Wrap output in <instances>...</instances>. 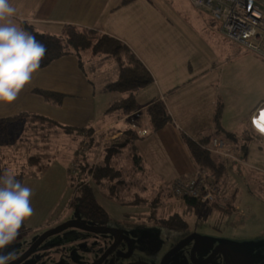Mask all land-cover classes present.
I'll use <instances>...</instances> for the list:
<instances>
[{"label":"crops","instance_id":"crops-1","mask_svg":"<svg viewBox=\"0 0 264 264\" xmlns=\"http://www.w3.org/2000/svg\"><path fill=\"white\" fill-rule=\"evenodd\" d=\"M24 1L12 0V5L18 11L14 19L20 26L21 23L27 22L36 30L37 22L35 21H40L46 27H54L56 25L51 23H57L61 26V30L64 24L94 29L126 44L143 63L153 78V84L135 94L139 110L132 120L133 124L121 114L117 116V122H128L129 127L137 128L140 136L135 143L137 153L145 168L149 169L151 175L158 178L162 184L166 185L175 178L190 176L194 173L196 165L184 143L183 135L195 142L213 135L214 112L216 106L220 104L222 106L221 128L225 132L235 134L236 138H226V140L223 135L216 137L226 142L233 156L228 161L230 174L226 171V177L232 193L231 204L239 208L234 200L239 173L245 172L243 164L246 161L253 162L254 165L250 169L256 172L255 176L264 177V149L260 147L251 149V145L264 146V137L257 134L250 126V117L257 109L264 107V94H257V96L249 94L244 95L246 97L244 98L242 95L225 96L221 92L222 80H220V74H217L218 68L226 66L227 62L233 58H239L241 52L238 50L236 53L232 52L231 45L238 46V44L225 37L224 39L219 29L218 33L220 32L222 36L219 35L226 40V43L219 40V44L224 48L219 52L214 49L211 55L210 50L207 49V42L212 44L215 41L212 25L215 22L209 15H207L210 28L208 35L197 33L194 36L183 32L170 22L163 13L153 7L150 0H130L126 4H123L122 0H33L37 8L31 11V16L30 14L26 16L19 10ZM59 4L65 6L67 12L62 13V20H53L52 14ZM45 33L51 34L49 31ZM201 38L205 40L204 43L200 42ZM228 54L229 56H226ZM241 56L249 57L255 62L254 67L257 68L253 75L255 80L262 84L261 73H264V63H262L264 61L258 56L257 58ZM253 56L256 55L253 54ZM104 84L106 82H102L96 90L94 83L92 85L78 68L75 57H62L34 73L31 81L13 102L0 103V114L5 113L12 103L14 105L19 103L20 107L25 109L21 112L42 113L33 108L35 100L30 95L32 96L31 90L34 88L51 89V91L65 94L66 97L89 101V98L94 100L96 94L104 93L100 91ZM156 99L164 103L171 121L152 133L150 122L145 115V108ZM91 113L92 110L88 109V106L67 107L63 116L59 114L53 117L58 121L63 117L66 125L71 127H86L84 126L86 123L94 120L93 116L89 118ZM44 115L47 116V114ZM226 115H233L228 124L224 120ZM7 117L0 119L2 123L0 130L5 127L3 119ZM105 125L104 128L94 132L100 133V147H104L105 141H110L109 144L126 141V136L123 134L125 128H120L111 121ZM74 196L72 195L71 200ZM69 207L70 205L67 208ZM235 215L234 220L237 219L238 223L234 227L240 223V214L236 212Z\"/></svg>","mask_w":264,"mask_h":264},{"label":"rangeland","instance_id":"rangeland-1","mask_svg":"<svg viewBox=\"0 0 264 264\" xmlns=\"http://www.w3.org/2000/svg\"><path fill=\"white\" fill-rule=\"evenodd\" d=\"M150 1L153 3L155 9L160 13H163L170 22L180 28L183 32L194 36H196L197 33L208 35L210 28L207 18L208 14L205 9L195 10L188 0ZM24 2H22V6L19 10L23 11L24 15L27 16L30 14L31 16L32 12L37 8V5H35L33 0H25ZM10 3H13L12 0H10ZM258 7L263 9L264 1H262ZM65 12H67L66 7L59 4L56 11L52 14V19L62 20V13ZM13 20L17 24L14 18ZM35 22H37L35 23L37 27L36 31L39 33L49 31L53 35H62L61 26L57 23H51L56 25L54 27H46L42 25L43 23L40 21ZM17 25H19V22ZM212 25L214 28L215 41L212 44L207 42V49L210 50L209 52L211 55L213 54L214 49L219 52L224 48L219 44V40L226 43V40H223L224 36H222L220 32L218 33L220 25L218 23H213ZM204 41L205 40L201 38L200 42L204 43ZM231 50L235 53L236 50H238L241 54H239V58H233L228 61L226 66H220V68H218L217 74H220V80H222L220 88L221 92L225 96L242 95L244 98H246L244 95L249 94L254 96H257V94L263 95L264 73H261L262 84L258 83L253 75L257 68L254 67L255 62L249 57L243 58L241 55L256 58L257 56H253L250 51L235 44L231 45ZM226 56H229V54ZM110 63L111 62L107 61L103 65V69L101 68L98 72L90 74V79L93 81L96 90H98L97 88L100 87L102 82H108L115 79L117 70L116 67ZM121 96L122 95L119 92L99 93L95 95L94 100L89 98V101L76 97H65L60 106H54L44 102L42 98L36 94H32V96L30 95V97L35 100L33 108L38 112H42H36L35 114H47V116H52L48 118L56 120L53 116L59 114L63 116L64 110L67 107L80 108L81 106H88V109L92 110L89 118L93 116L94 120L86 123L84 125L86 128H92L94 132H96L97 129L104 128V126H106L105 124L111 121L114 122L116 126L125 128V131L134 130L138 132L136 127H129V125H127L128 122L133 124L132 120L135 118L137 111L125 115L124 117L127 118L128 122L122 121L121 123L117 122V116L121 113L118 111L106 113V109L109 105ZM139 102L141 103L140 100ZM227 108H229V103H227ZM24 110L25 109L20 107L19 103L16 105L12 103L5 113L0 114V119L2 117L15 115ZM232 117L233 115L225 116L224 120L227 124L232 120ZM56 121L63 126H70L66 125L67 123H65L63 117L62 119H59V121L58 119ZM44 135H47V139L46 141H41L40 136ZM71 135L72 134L64 133L60 128L52 129L50 131L37 130L34 133L33 128L26 124L8 126L7 123L6 129L0 130V165L2 167V174L5 171H8L17 176L20 173L29 175L31 172H35V174H30L22 181V184L31 188L33 191L31 206L34 209V213L24 222L27 229L19 230V238L17 237V239L7 248V251H15V257L18 256L25 247L31 245L32 242L38 238L37 235L45 233L57 223H60L61 221L59 219H62L63 221L66 220L67 214L70 212V207H67L70 205V201H72V195L76 196L79 194L78 192L80 190L84 189L83 186L78 184L83 180L89 179L88 177H85L84 169L86 170L87 167L91 165L102 163L101 151L103 146L100 147V133H94L91 146L87 145V138H84L83 141H81L77 136ZM214 136L216 137L218 135ZM223 138L226 139V137ZM109 142L110 141H105L104 143L106 145L109 144ZM258 147L264 149V146L251 145V149H258ZM31 156L44 157L42 164L45 162V168L41 171L38 170V166L41 165V162L31 166L28 160ZM212 156L218 159L223 166L224 177L221 181L216 179L212 172H209L204 168L196 166V169L203 171L205 174H212L214 176L219 188L223 190V198L225 199L224 207L202 201V203L199 202L201 205L200 210L204 209V212H197V214L193 215L192 213H195L193 209H190L185 203H183L182 197H178L171 192L172 190L169 188L170 183L167 182L165 185L166 192L170 195L172 202L167 203L161 209H156L152 206H147L145 208L144 206L142 207V211L148 214L146 217L149 219L150 217L152 219L154 215L153 211L156 210V213L162 215L161 218L166 220L177 214L180 215L182 220L188 222L190 225L193 223H198L199 225L205 222L214 223L216 227L220 228L222 234H218L217 236L209 234L210 238L226 249L230 258L232 257L234 259L235 264H264V177L255 176L256 172L250 169L254 163L246 161L243 164L245 166V172L242 174L239 173V178L237 179L238 188L234 202L239 208L232 206L231 188L226 177V171L230 174L228 162L221 157ZM228 160L230 159L228 158ZM131 164V161H125L124 166L130 167ZM84 165L86 166L82 168ZM193 175L194 173L190 176L179 178L191 179L193 178ZM135 177L140 178L141 174L136 173ZM141 181L142 182L138 185V189L145 198L151 197L152 194L159 192L164 185L154 175H151L144 180L141 178ZM233 187H235L234 184ZM142 188H144V190ZM93 192L98 204H100L111 220H122L124 212L131 213L132 211H135L134 208H129L125 204L117 203L105 198L94 186ZM81 193H84V191ZM229 205L232 206V216L229 220H221V212L227 211L230 207ZM209 210L211 211V214L210 216H207L205 212ZM236 212L240 214V223L238 226L234 227V225L238 223L237 219L234 220ZM149 219H146V221L152 224L154 220L150 222ZM137 223L138 221L136 224ZM152 227L157 230L154 231L153 234H150L149 240H138L131 245L133 257L139 255V253L145 254V252L150 250H159L161 248L162 239L165 236L170 235V233H168L169 231L158 229L155 226ZM204 229H208V226H201L199 230ZM123 230L126 231L125 229ZM209 233H212L211 229ZM23 236L25 237L23 238ZM38 249L34 250L37 251ZM141 262H144V260L142 259Z\"/></svg>","mask_w":264,"mask_h":264},{"label":"trees","instance_id":"trees-1","mask_svg":"<svg viewBox=\"0 0 264 264\" xmlns=\"http://www.w3.org/2000/svg\"><path fill=\"white\" fill-rule=\"evenodd\" d=\"M129 1L130 0H122L123 4ZM21 27L34 35L38 41L46 46V53L40 62L39 69L46 68L52 62L62 57L73 56L77 60L80 71L93 85L90 74L101 69L107 61L111 62L116 67V77L114 80L106 82L100 91L104 93L119 92L122 96L109 105L106 113L118 111L125 116L139 110V104L135 94L152 85L153 78L143 63L126 44L97 30L72 24L62 25L61 36L49 33H38L35 27L27 22L21 23ZM31 91L33 94L42 98L44 102L54 106H60L66 97L65 94L40 88H34ZM221 112L222 106L218 104L213 117V135H223L227 139L236 138L235 134L225 132L221 128ZM145 114L150 122V132L152 133L160 130L171 121V116L164 103L157 99L152 101L145 108ZM3 122L5 123L3 130L6 129L7 123L8 126L26 124L33 128L34 133L37 130L50 131L60 128L66 134H75L79 136V138L81 137L80 139L82 141L84 138H87L88 146H91L93 142L92 135L94 130L92 128L63 126L53 119L35 113L20 112L3 119ZM123 134L126 136V141L104 145L101 151V164H94L87 167L86 170L84 169L85 177L89 179H86L88 181L83 180L78 184L83 186L84 189L80 190L78 192L79 194L74 196L72 201H70V208H76L81 204H85L90 211H95L97 214L105 216L106 213L100 204H98L95 195H93V186L96 187L98 192L105 198L125 205L145 206V208L147 206H152L156 209H161L167 203L172 202L170 195L166 192L165 185H163L159 192L152 194L151 197H143L141 191L138 189V185L142 182L141 178L144 180L151 176V171L145 168L141 157L137 153L135 143L140 139V136L138 132L134 130L124 131ZM213 135L203 137L197 142L183 135V140L194 164L197 167L212 172L216 179L221 181L224 177L222 164L206 149L202 148L208 145ZM40 138L41 141H46L47 135L40 136ZM28 160L31 166L41 162V165L38 166L39 171L45 168V162L42 164L44 157L31 156ZM125 161H131V166L125 167ZM85 166L86 165L82 166V168ZM1 168L0 165V174H2ZM136 173H140L141 177H135ZM30 174H35V172H31ZM29 175L20 173L15 177L22 183L23 179ZM142 189L144 190V188ZM83 191L84 193H81ZM183 203L190 209L201 206L198 201L191 199H183ZM229 206L227 211L221 212V220H229L232 216V206ZM153 213L152 220L156 223H166L165 225L169 226L185 223L180 215L177 214L166 220L162 219V215L157 214L156 210H154ZM25 229L27 228L24 223L20 230Z\"/></svg>","mask_w":264,"mask_h":264},{"label":"flooded vegetation","instance_id":"flooded-vegetation-1","mask_svg":"<svg viewBox=\"0 0 264 264\" xmlns=\"http://www.w3.org/2000/svg\"><path fill=\"white\" fill-rule=\"evenodd\" d=\"M127 207L135 211L124 212L123 219L116 221L107 214L102 216L90 211L85 204L70 208L66 220L59 219L60 223L37 235L11 264H235L226 249L210 238L209 234H222L214 223L151 224L146 221L148 214L141 206ZM192 209L193 215L204 210ZM205 213L210 216L211 211ZM152 226L169 231L170 235L162 239L159 250L133 257L131 245L138 240H149L150 234L157 230ZM201 226L208 229L199 230Z\"/></svg>","mask_w":264,"mask_h":264},{"label":"clouds","instance_id":"clouds-1","mask_svg":"<svg viewBox=\"0 0 264 264\" xmlns=\"http://www.w3.org/2000/svg\"><path fill=\"white\" fill-rule=\"evenodd\" d=\"M16 12L10 0H0V103H11L17 98L39 70L46 53L43 43L14 22ZM251 123L253 130L264 136V108L253 114ZM32 195V189L13 173L0 174V264H11L15 259V251L7 248L34 213Z\"/></svg>","mask_w":264,"mask_h":264},{"label":"built area","instance_id":"built-area-1","mask_svg":"<svg viewBox=\"0 0 264 264\" xmlns=\"http://www.w3.org/2000/svg\"><path fill=\"white\" fill-rule=\"evenodd\" d=\"M188 1L195 9H205L211 20L220 25V30L227 40L237 43L264 61V8L258 7L264 0ZM252 116L250 126L253 129ZM202 148L226 162L229 161L228 158L232 159L230 148L219 137H212L208 145ZM192 177L170 181L171 192L182 199H191L200 203L206 201L217 206H225L223 190L219 188L212 174H205L196 169Z\"/></svg>","mask_w":264,"mask_h":264},{"label":"water","instance_id":"water-1","mask_svg":"<svg viewBox=\"0 0 264 264\" xmlns=\"http://www.w3.org/2000/svg\"><path fill=\"white\" fill-rule=\"evenodd\" d=\"M63 226H66V224H65V225H63Z\"/></svg>","mask_w":264,"mask_h":264}]
</instances>
